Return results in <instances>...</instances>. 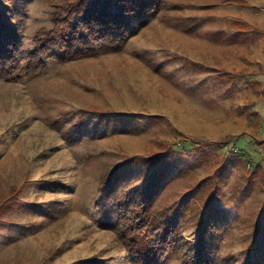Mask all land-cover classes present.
<instances>
[{"label":"rangeland","instance_id":"1","mask_svg":"<svg viewBox=\"0 0 264 264\" xmlns=\"http://www.w3.org/2000/svg\"><path fill=\"white\" fill-rule=\"evenodd\" d=\"M247 1L157 0L146 23L127 25L121 46L96 44L90 56L65 60L57 42L35 51L37 34L45 39L66 12L60 0H0L19 59L0 58V202L18 191L27 203L1 216L13 225L0 229V264H264V218L256 222L264 184L247 180L256 163L264 171V34L218 44L179 25L233 33L244 20L264 33V0ZM127 113L161 120L118 131ZM224 140L198 156L197 146ZM165 142L194 164L167 184L159 208H176L188 188L215 178L227 219L200 230V197L173 213L167 234L124 219L142 215L138 167ZM236 150L247 151L245 168L231 165ZM225 160L223 178L215 171ZM118 164L128 167L104 184ZM254 226L260 242L250 252ZM137 236L149 243L148 263L131 252Z\"/></svg>","mask_w":264,"mask_h":264},{"label":"trees","instance_id":"2","mask_svg":"<svg viewBox=\"0 0 264 264\" xmlns=\"http://www.w3.org/2000/svg\"><path fill=\"white\" fill-rule=\"evenodd\" d=\"M239 7H246L249 5L247 0H227ZM60 7L65 10L63 16L53 17V26L49 29L42 38V31L37 34L36 52L44 51L46 44H59L58 57L61 59L72 60L79 57L90 56L96 46L103 48H111L121 46L124 44L131 33L127 25L138 19L139 23H146L147 20L152 17L158 10L157 0H60ZM149 10V11H148ZM184 30L189 32H195L196 34L209 37L213 42L222 43H239L245 44L250 42L254 37H257L263 33V31L251 26L249 23L241 20H235L234 25L237 30L233 33H228L224 30H203L200 29V22L190 23L188 21H181L179 23ZM51 36V39L47 38ZM14 37L5 29V23L0 20V58L6 60L8 57H12L14 60L13 66L18 62V57H14L16 48L12 49ZM98 44V45H96ZM94 45H96L94 47ZM105 46V47H104ZM12 54V55H11ZM194 65V64H191ZM3 70V68H2ZM246 108V106H245ZM117 116H122L121 114ZM128 121H124L125 126L122 123L118 131L123 130L131 131L134 128L141 126V121H147L151 118V123L161 120L157 115H141L138 113L124 114ZM148 116V117H147ZM128 122V123H127ZM224 141H215L201 144L196 147L198 156L205 154L204 150L213 146H223ZM246 150H236L229 160L231 165H240L242 168L246 167L247 160ZM187 149L184 147L177 149L173 144L163 143L159 149L151 153V156L138 167L139 172L137 180H142L141 189L143 194L141 196V202L135 205L137 213H141L140 216L124 217L125 220L131 222L137 221L143 218L145 231L149 229H156V232H162L167 234L170 229L167 227V223L176 222L177 219L173 213L186 210L187 204L191 197L201 198V209H198V221L199 229H204L208 225V220L211 218L213 222L224 221L228 218V214L225 212V207L219 202V197L222 195L221 186L219 183L214 182L212 178L202 179L198 184L188 188V190L181 196L176 208L170 209V206L159 208L157 205V199L162 194L161 192L166 188L167 184L172 181L176 176L183 173L187 167H191L194 164L192 160L187 161L186 156ZM137 160V158H135ZM225 160L224 164L218 167L215 171L220 177H225L229 170L230 161ZM229 161V162H228ZM138 161L135 162L137 164ZM127 165V166H126ZM120 167H128V164L116 165L107 174L104 184H106L111 176H114ZM115 173V174H114ZM220 180V179H219ZM249 185L264 184V171L257 165H254L252 172L247 177ZM246 187V189H248ZM157 201V202H156ZM160 203V202H159ZM27 203L19 198L18 191H12L8 195L1 197L0 202V219L3 214L15 211L24 210ZM264 208V200L262 201L261 210ZM140 210V211H139ZM260 210V211H261ZM258 212L256 222L264 218V211ZM160 222H156V220ZM167 220V221H166ZM132 224V223H130ZM257 224V223H256ZM10 224H0V229L6 228ZM220 225V224H219ZM131 225H126L124 228H128ZM12 227V226H10ZM256 226L251 229V234L255 235V238L250 242L249 251L256 249V244L260 242V231H256ZM11 229V228H10ZM172 232V231H170ZM257 233V234H256ZM174 238V237H173ZM130 248L134 249L131 252L136 251L141 257V260L148 263L151 258L149 243L144 240V237H135L130 241Z\"/></svg>","mask_w":264,"mask_h":264},{"label":"crops","instance_id":"3","mask_svg":"<svg viewBox=\"0 0 264 264\" xmlns=\"http://www.w3.org/2000/svg\"><path fill=\"white\" fill-rule=\"evenodd\" d=\"M239 7V6H238ZM241 21H244V20H241ZM245 22H247V21H245ZM248 23V22H247ZM237 30V29H236ZM235 30V31H236ZM229 33V32H228ZM231 33V32H230ZM262 34H264V33H262ZM262 34L261 35H259V36H257V37H254L250 42H248V43H245V44H239V43H233V44H239V45H246V44H249V43H251L252 41H254V40H256L257 38H259V37H261L262 36ZM216 43V42H215ZM223 43V42H222ZM227 43V42H226ZM219 44V43H218Z\"/></svg>","mask_w":264,"mask_h":264}]
</instances>
